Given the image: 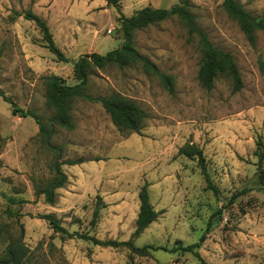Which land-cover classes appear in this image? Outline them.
I'll list each match as a JSON object with an SVG mask.
<instances>
[{
	"label": "rangeland",
	"instance_id": "1",
	"mask_svg": "<svg viewBox=\"0 0 264 264\" xmlns=\"http://www.w3.org/2000/svg\"><path fill=\"white\" fill-rule=\"evenodd\" d=\"M190 1L197 25L234 57L243 88L233 91L227 75L218 76L211 90L203 87L198 38L178 17L136 30V48L173 77L174 90L141 63L93 66L86 94L119 93L149 117L141 135L122 131L101 103L76 98L75 127L54 125L49 143L62 148V161L86 162L63 165L68 183L52 206L37 191L52 178L57 154L35 119L15 113L14 105L48 122L55 111L46 76L76 84L74 63L80 56L106 55L122 45L119 17L145 7L170 8L179 0H122L121 13L106 0H0V257L23 233L25 264H203L196 252L208 264H264V31L256 32L252 44L224 0ZM238 1L264 18V0ZM28 11L47 21L68 62L47 48L40 28L25 18ZM192 143L203 149L219 195L206 188L197 159L179 154ZM145 183L161 213L133 238L132 248L79 237L130 240ZM12 197L22 202H11ZM45 214H54L78 236L56 233ZM197 243L194 252L185 250Z\"/></svg>",
	"mask_w": 264,
	"mask_h": 264
},
{
	"label": "trees",
	"instance_id": "2",
	"mask_svg": "<svg viewBox=\"0 0 264 264\" xmlns=\"http://www.w3.org/2000/svg\"><path fill=\"white\" fill-rule=\"evenodd\" d=\"M122 0H106L108 6L115 7L121 13ZM223 6L227 13L238 22L241 30L244 32L248 40L255 44L256 32L259 30L264 31V18L257 17L247 11L238 0H224ZM178 17L185 25L191 37H197L202 52L201 66L199 69V79L203 87L211 90L220 75H227L233 81V91H240L243 88V80L241 77L240 69L235 62L234 57L220 48H217L210 40L206 31L202 30L197 22L196 16L192 11V3L190 0H179V2L170 8H152L145 7L136 12L132 17H119L120 26L123 33V42L119 48H116L106 55L96 52L84 54L79 57L74 63V78L77 83L70 85L66 80L58 75L46 76L48 85V99L51 106L54 108V115L48 121L44 122L42 118L31 111H24L14 105V112L20 113L22 117L31 116L35 119L40 128V134L46 140L48 146L52 148L57 158L54 161L52 170L53 176L45 184L44 188L37 191L38 195H43L45 201L49 205H55L58 193L57 191L64 188L68 183V175L63 170V165L74 166L86 162L85 159H72L62 161V148L50 145V141L54 135V125L61 126L67 129L75 127L73 117L71 114L73 102L76 98H86L90 101H96L102 104L106 112L110 115L114 125L122 131L134 132L142 134L144 121L149 117V114L140 107L133 100L119 94L114 93L109 96L92 97L86 94V88L89 84L90 70L93 66L104 68L108 65L116 64L123 68L133 64L141 63L143 68L157 74L163 84L171 92L174 90L173 77L161 73L153 60L141 54L134 43V32L136 30L145 29L151 25L162 22L171 17ZM27 20L36 23L40 28L44 40L46 41L47 48L55 54L56 58L61 62H68L69 59L63 54L62 50L55 42L54 36L50 31L47 21H45L38 14L28 11L25 14ZM5 100L8 101L7 97ZM263 148L261 152V159L264 158V145L260 143ZM179 154L188 158L197 159L198 166L204 176L206 188L212 189L216 195L220 194L219 188L213 183L211 174L207 166L206 156L202 148L197 144H187L180 148ZM11 202H22L16 198H10ZM140 210L137 216L136 229L133 236L128 241H101L88 234H80L79 237L91 240L93 244L103 246H128L132 248L133 238L139 237L145 229L152 223L157 221L160 211H157L153 206L148 190V184L145 183L139 191ZM100 205L94 211L93 223L95 224L100 212ZM220 211H218L219 213ZM215 215H213L214 217ZM42 218L47 220L52 229L59 234H66L70 237L78 236V233H69L63 226L61 220L54 214L42 215ZM212 219L209 221V229L212 227ZM208 229V230H209ZM197 244L189 245L185 250L195 251L198 247ZM140 253L142 251H139ZM28 248L23 241V233L21 237L6 247L5 257H0V264H25L24 259L27 257ZM144 255V253H141ZM203 264H208L197 253Z\"/></svg>",
	"mask_w": 264,
	"mask_h": 264
}]
</instances>
